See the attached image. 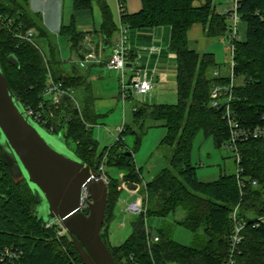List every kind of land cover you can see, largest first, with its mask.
Returning <instances> with one entry per match:
<instances>
[{
    "label": "trees",
    "instance_id": "1",
    "mask_svg": "<svg viewBox=\"0 0 264 264\" xmlns=\"http://www.w3.org/2000/svg\"><path fill=\"white\" fill-rule=\"evenodd\" d=\"M140 1L137 11L129 13L124 9L120 19L129 28L170 27L169 48L176 54L177 102L137 103L131 123L123 124L119 138L106 156L103 150L107 147L100 152L96 150L92 127L99 115L94 110V98L89 92L80 104L74 96L66 95L56 104L50 103V99L43 101L42 94L49 76L73 90L83 83V79L72 63L73 72H63L57 46L49 39L52 35L42 26L38 16L29 11V0H0V13L13 19L10 29L3 27L0 21V63L6 80L25 109L42 104L48 115L46 107L50 106L53 116H48V121L54 125V130L49 131L46 125L37 124L50 133L62 135L66 143L74 142L73 152L91 168L97 170L103 156L104 162L125 166L127 173L122 182L127 187L137 186L140 177L132 153L119 150L121 135L131 132L138 141L146 131L144 124L148 119L165 127L166 134L161 143L170 146L172 152L166 165L139 187L138 194L142 196L145 212L137 214L131 233L118 246L110 245L107 228L103 231L104 224L102 226V239L117 264L129 260V255L141 264H167L171 261L223 264L233 229L230 213L237 203H240L239 215L247 225L242 232L236 264H264V223L253 227L254 220L264 215V141L249 138L236 145L241 154L242 177L257 182L255 186L247 183L244 196L239 193L233 173H222L210 181L200 180L196 176L197 165L191 160L192 142L199 131L212 137L216 147L225 145L230 138L223 110L210 107L209 99L212 83H226L229 78L209 74V69L216 66L214 55L198 53L189 43L187 30L198 22L203 25L207 38H227V15L218 13L211 0ZM95 2L101 12L99 32L110 41L117 25L105 0ZM92 3L93 0H73V9H89ZM238 12L247 28L244 40H233V73L236 77H243V82L234 88L231 108L240 125L253 127L264 124V0H241ZM18 24L23 28L35 27L37 38L48 39L47 55L29 43L18 44V39L13 36ZM60 33L68 37L72 49L77 48L83 39L82 33L76 32L72 25L61 27ZM10 54L17 57L18 67L8 61ZM107 178L106 226L114 217L115 202L122 186V183ZM37 204L27 182L12 176L0 154V247L14 246L22 250L18 261L0 264H83L69 237H57L54 228H46L43 220L37 218ZM177 211L183 213L178 222L192 233L191 244L176 242L171 227L162 225L158 229L159 240L148 246L145 219L148 216L165 217Z\"/></svg>",
    "mask_w": 264,
    "mask_h": 264
},
{
    "label": "rangeland",
    "instance_id": "2",
    "mask_svg": "<svg viewBox=\"0 0 264 264\" xmlns=\"http://www.w3.org/2000/svg\"><path fill=\"white\" fill-rule=\"evenodd\" d=\"M95 1L96 0L93 1L90 10H74L72 0H50L53 17L58 16L57 13L59 11L56 9H60L62 17L65 21L64 23H67L69 21L71 22L72 18H84L83 20L87 21L94 16L95 19V14L98 15V10L94 5ZM196 1L202 2L204 0ZM211 1L212 4H215L216 10H221L230 6L228 0ZM105 2L108 5L113 20L118 27L120 25L118 0H105ZM123 3L125 6V10L129 13L137 11L141 6L140 0H124ZM39 20L41 19L39 18ZM237 28L239 38L243 39L246 34V22L242 19H239ZM53 34H56L55 45L57 46V49H59V52L61 56H63V59L65 61L62 65L65 67V69H71V62L69 58L71 55H73V53L69 50L68 40H66V37L64 35H61L59 29L52 31L51 35ZM114 36L115 33L112 35L111 39ZM36 41L40 45H42V39L36 38ZM191 46H193L199 53H203L205 50H210L214 53L216 66L209 69V74H212L214 70L218 69V67L220 68L222 75L228 74L230 60V43L228 38H207L204 47H202L201 49H198V45L193 42L191 43ZM39 47L42 49L44 54L47 55V50L43 47V45L42 47ZM100 76L101 75H99V77ZM119 78H121V74L117 73L114 70L105 68L102 72V78L100 77L94 81L92 80L93 89L98 92L100 86L101 90L99 96L101 97V104L97 105L98 107L96 110V113L99 115V117L97 121L94 122V126L92 127L93 138L97 142L96 150L98 152L104 149V147H107L106 150H103V152L105 151L104 156L107 155L108 151L119 138L120 126L124 123H131L132 101L150 104L149 100H142V96L134 91L132 92V98H129L130 100H127L126 104H123V106L121 99L117 101V105L115 103L111 104V101L109 100L112 95H116L117 92H114L113 89L108 90L111 87H106V84L110 85L112 81L117 83V85L119 86ZM90 82L91 80L89 79V83ZM236 82L242 83L243 77H236ZM74 97L77 104H80L81 97L78 95V89H76ZM176 102V97H172V99L166 101V103L171 104H174ZM156 123L158 122L153 119H148L144 124V128L146 129V131L139 137L138 141H136V135L131 132H127L121 135V141L118 145L119 150L124 149L132 153V161L139 172V184H137L135 189H129V187H127L128 185H125L124 182H122L124 179V175L127 173V169L125 166L115 163H108L106 161L104 162V156L102 158L103 161L101 160L99 162V165H103V171L100 170V166L98 167L97 171L100 172L103 177L105 176L107 178L108 176L111 180L122 183L114 207L115 219H113L107 230L108 241L112 246H118L127 238V236L131 233L132 223L137 218V214L130 213L126 211L125 208L128 204L136 201L137 197L139 196V187H141L142 184L150 181L153 176L166 165V162L172 152L170 146L161 143L162 138L166 134L165 127L160 126ZM149 125H151V127L147 128V126ZM48 133L50 135H54L53 133ZM74 145L75 144L72 141L66 143V146L69 150H72L74 148ZM3 155L9 163L14 162V157L11 153L8 152L7 149H4ZM191 160L194 164L197 165V178L204 181L214 180L218 178L222 173L232 174L234 173L236 167L234 162L233 150L231 148L225 147V145L216 147L212 137H206L201 131H199L193 139L191 146ZM12 165L13 167H16L15 164ZM42 209V211H44V207H42ZM182 216V211H177V213L169 214L165 217L148 216L145 219V225L151 235H157L158 229L162 227V225H169L171 227L173 239L180 244L189 245L192 242V233L189 229L178 222L182 218ZM103 224V231H105L106 222Z\"/></svg>",
    "mask_w": 264,
    "mask_h": 264
},
{
    "label": "water",
    "instance_id": "3",
    "mask_svg": "<svg viewBox=\"0 0 264 264\" xmlns=\"http://www.w3.org/2000/svg\"><path fill=\"white\" fill-rule=\"evenodd\" d=\"M8 61L19 66L14 54ZM4 149L14 157L13 163L5 159ZM0 154L12 176L23 178L37 198V218L44 223L60 221L83 264H117L101 236L107 181L67 148L62 135H50L28 115L1 63Z\"/></svg>",
    "mask_w": 264,
    "mask_h": 264
},
{
    "label": "built area",
    "instance_id": "4",
    "mask_svg": "<svg viewBox=\"0 0 264 264\" xmlns=\"http://www.w3.org/2000/svg\"><path fill=\"white\" fill-rule=\"evenodd\" d=\"M124 0H118L119 16L121 12L124 11ZM230 6L216 10L218 13H223L227 15V22L229 25V30L227 33V38L230 43V60L228 68V78L229 81L226 83H212L209 99L210 107L217 108L218 110H223V116L225 117L227 124L230 129V138L225 144V147L231 148L234 152V162L235 171L234 175L237 178V184L239 188V193L244 196L246 193V185L255 186L257 184L255 179L246 180L242 177L243 168L241 167V154L237 150V143L245 141L249 138H257L264 141V124L256 125L253 127H244L239 124L236 119L235 114L231 108V103L234 100V88L238 85L236 82V76L233 73V40L239 39L237 23L240 19V14L238 12L241 0H228ZM0 21L3 23V27L10 29L13 27V19L9 17H4L0 13ZM128 30L129 26L127 23H123L120 19V25L117 27L116 36L110 45V52L105 55V50L103 46V41H94L89 36H84L77 48L72 49L73 55L69 58L70 62L79 67H85L86 65H101L110 70L120 71L124 73L127 64L130 62L131 50L128 45ZM37 30L35 27L23 28L22 24L16 26V30L13 32V36L18 39L19 43H29L38 49ZM139 55V54H138ZM221 75L220 69L213 71V76L219 77ZM153 88V83L146 69L136 68L134 69L132 75L129 78L127 84L122 83L120 89V98L124 101L130 93V90H134L139 95L143 96ZM73 96V89L71 87H65L61 81H54L50 76L48 78L47 86L43 92V101L49 100L50 103L56 104L60 101L63 96ZM28 115L38 124L46 125L49 131L54 130V125L49 123L48 116L52 117L53 112L50 106L46 107L48 110V115L45 113V108L40 104L38 107L27 106L25 109ZM264 119V115L262 116ZM66 120V119H64ZM123 125L120 126L119 130L121 132ZM100 170L103 171V165H100ZM105 180L107 178L104 176ZM240 203H237L231 213L230 218L233 222V229L229 235L228 239V255L223 262V264H236L235 257L239 253V245L243 240V230L247 225L246 220L239 215ZM126 211L130 213L139 214L145 212V207L142 204V196L139 195L135 202L128 204L125 208ZM264 223V215L258 216L254 222L253 227H258L260 224ZM46 228H54L56 235L58 237H68L67 230L63 227L60 221L53 220L48 223H44ZM146 239L147 244L157 242L159 240L158 235H151V233L146 228ZM22 256V250L14 246H3L0 247V262H15ZM141 264L134 260L133 255H129V260L124 259L123 264ZM154 264V263H153ZM167 264H181L175 261L168 262Z\"/></svg>",
    "mask_w": 264,
    "mask_h": 264
},
{
    "label": "crops",
    "instance_id": "5",
    "mask_svg": "<svg viewBox=\"0 0 264 264\" xmlns=\"http://www.w3.org/2000/svg\"><path fill=\"white\" fill-rule=\"evenodd\" d=\"M94 5L98 10V15L95 14V19L94 16L88 19L87 21L83 20L84 18L82 19L72 18V21L71 22L69 21L67 23H64L65 21L64 18L62 17L61 10L58 9L57 6H56L57 8L56 10L59 11L57 13L58 16L53 17L50 0H29L28 8L33 15H36L38 16V18L41 19L40 21L42 26L49 33L52 34V31L58 29L60 30L61 27L63 26L72 25L74 30L76 32L82 33L83 36H89L92 40L97 42L99 40H102L103 46L104 43L107 42V46L104 47L105 50L104 52L105 55H108L110 52V45L116 36V32H115V36L112 39L110 38V41L104 39L101 36L99 32L101 25V12L96 2ZM90 9L91 8L89 9L87 8L83 10H90ZM55 35L56 34L49 36V39L54 44L56 39ZM65 37L69 43V50L72 52L73 50L71 48L69 39L67 36ZM187 38L190 44L192 42L196 43L199 47L198 49L204 47L207 37L205 36L203 25L198 22L192 24L191 27L187 30ZM245 38H246V34L243 39L241 38L239 39L244 40ZM40 39H42L43 47L48 51V39L47 41L45 37H40ZM169 40H170V27L168 25H158L154 27H145V28H129L128 45L131 50L130 62L127 64V67L123 74L120 71L114 70L117 73L121 74V78H119V86L117 85V83L112 81L110 85L106 84V87L107 86L111 87L108 90L113 89L114 92H117L116 95H112V97L110 98L109 101H111L110 102L111 104L115 103L117 105V101L121 99L120 98L121 84L122 83L127 84L129 82V78L132 75L134 69L136 68L146 69L153 83V88L151 89V91H149L148 93H146L141 97L142 100L145 101L149 100L150 104H171V103H166V101L172 99V97L177 98L176 54L170 50ZM42 45L39 44V46L41 47ZM204 52L213 53L210 50L209 51L205 50ZM59 55L61 57L63 64L65 62L63 56H61L60 52ZM62 68L64 73L71 74V72H73L72 64H71V69H65L63 65ZM75 68L78 74L82 76L83 79V83L76 88L78 89V95L81 97V102L86 97L87 92H89L92 98H94L93 107L96 112L98 107L97 105L101 104L100 101L101 97H99L101 90H100V86L98 92H96L93 89L92 80L94 81L97 78L100 77L102 78L103 69H105L106 67L99 65H88L85 67L76 66ZM218 69L220 68L218 67ZM99 75L101 76L99 77ZM89 79L91 80L90 83H89ZM237 84H241V83H237ZM76 89L73 90V96ZM133 91L134 90H130L129 96L124 100V102L121 100L122 106L123 104H126L127 100H130L129 98H132ZM137 103L139 104L142 102L132 101L131 112H133V109ZM113 219L115 218L113 217L110 220V222H108L106 226L107 230L109 228V225L112 223Z\"/></svg>",
    "mask_w": 264,
    "mask_h": 264
}]
</instances>
